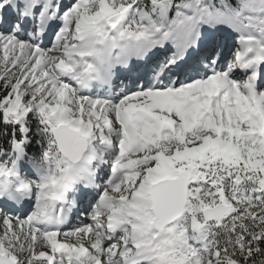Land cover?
Instances as JSON below:
<instances>
[{
  "label": "snow or ice",
  "instance_id": "obj_1",
  "mask_svg": "<svg viewBox=\"0 0 264 264\" xmlns=\"http://www.w3.org/2000/svg\"><path fill=\"white\" fill-rule=\"evenodd\" d=\"M0 264H264V0H0Z\"/></svg>",
  "mask_w": 264,
  "mask_h": 264
}]
</instances>
